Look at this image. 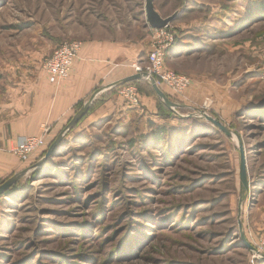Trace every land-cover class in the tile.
I'll return each mask as SVG.
<instances>
[{
  "label": "rangeland",
  "instance_id": "obj_1",
  "mask_svg": "<svg viewBox=\"0 0 264 264\" xmlns=\"http://www.w3.org/2000/svg\"><path fill=\"white\" fill-rule=\"evenodd\" d=\"M154 5L179 11L164 68L190 86L163 88L176 105L163 117L146 81L136 87L151 101L86 115L41 166L25 165L0 196V264H264V0ZM112 33L151 50L145 0H0L3 58ZM157 125L171 128L163 146L150 141Z\"/></svg>",
  "mask_w": 264,
  "mask_h": 264
},
{
  "label": "crops",
  "instance_id": "obj_2",
  "mask_svg": "<svg viewBox=\"0 0 264 264\" xmlns=\"http://www.w3.org/2000/svg\"><path fill=\"white\" fill-rule=\"evenodd\" d=\"M120 35L112 33L83 42L69 78L59 85L51 84L43 69L44 59L53 52L50 46L17 58L0 57V182L25 169V163L7 152L17 139L41 136L48 129L46 141H52L82 103L85 105L99 91L95 102L113 91L110 85L134 75L132 66L144 61L142 55L149 54L150 41L138 44ZM118 92L89 116L117 114L119 104H127ZM141 98L151 101L147 96Z\"/></svg>",
  "mask_w": 264,
  "mask_h": 264
},
{
  "label": "built area",
  "instance_id": "obj_3",
  "mask_svg": "<svg viewBox=\"0 0 264 264\" xmlns=\"http://www.w3.org/2000/svg\"><path fill=\"white\" fill-rule=\"evenodd\" d=\"M169 27L170 25L161 30H155L156 34L152 39L147 61L134 63L132 68L135 74H142L146 80L153 77L161 89L169 88L174 93L183 94L191 84L190 78L164 68L166 53L175 38ZM82 48L83 43L80 41L65 42L44 60L43 69L51 84L59 85L69 78ZM119 93L128 105L132 107L140 105L141 99L135 85L122 86ZM47 134L48 129H45L41 136L19 138L7 149V152L19 158L21 162L27 163L45 148Z\"/></svg>",
  "mask_w": 264,
  "mask_h": 264
},
{
  "label": "water",
  "instance_id": "obj_4",
  "mask_svg": "<svg viewBox=\"0 0 264 264\" xmlns=\"http://www.w3.org/2000/svg\"><path fill=\"white\" fill-rule=\"evenodd\" d=\"M145 15L147 24L151 29L154 30H161L167 26H169L179 15V11H177L174 15L168 18H163L156 10L154 5V0H145ZM139 81H148L152 88L154 89L157 97L167 106L170 108L175 107L176 105L170 101L166 93L157 86L156 80L153 77H150V79L146 80L145 76L142 74H134L130 77H127L121 81H118L112 85H110L108 88H115L124 86L127 84H131L133 82H139ZM99 91L95 93L90 100L82 107V109L73 117L69 125L66 127L65 131L62 133V135L65 132H69L72 130L89 112L90 107L94 100L96 99ZM206 119L212 123L215 127H217L220 131H222L224 134H226L228 137H232V133L229 129H227L224 125H222L221 122L218 120H215L211 117H206ZM62 135H60L56 141L49 147L45 157L38 163L36 166H41L46 160H48L49 157L52 156V154L56 151L58 146L60 145L62 141ZM240 177H241V183L243 187H247L248 185V178H247V163H246V154L244 151V148L242 144H240ZM26 171H22L12 178L8 179L4 183L0 185V196H3L7 191H9L15 184H17L25 175ZM245 241V239H244ZM248 244V243H247ZM250 249H253L252 246L248 245Z\"/></svg>",
  "mask_w": 264,
  "mask_h": 264
},
{
  "label": "trees",
  "instance_id": "obj_5",
  "mask_svg": "<svg viewBox=\"0 0 264 264\" xmlns=\"http://www.w3.org/2000/svg\"><path fill=\"white\" fill-rule=\"evenodd\" d=\"M262 6H264V5H262ZM262 6H258L257 7V10H258V12H263L264 13V7H262ZM170 52V49L167 51V53H169ZM146 81H139V82H133V83H131V84H133V85H135V86H137L138 88L140 87V89H141V87H142V84L143 83H145ZM152 87V86H151ZM116 88H118V87H116ZM116 88H114L113 89V91L112 92H110L109 94H107V95H104L102 98H99L98 100H96L93 104H92V106L90 107V110H89V113L87 114V116H89L90 114H92L95 110H97L100 106H102L103 104H104V102L106 101V99H108V97H110L111 96V94L112 93H115L116 91H117V89ZM139 89V90H140ZM153 89V88H152ZM162 90H163V88H162ZM153 91H154V89H153ZM142 93H140V91H139V95H140V99H141V95H150V94H152L149 90H146V91H144V90H142L141 91ZM154 93H155V91H154ZM156 94V93H155ZM141 105V104H140ZM84 106V104L82 103L81 105H80V107H79V109H78V111H77V113L82 109V107ZM157 109H158V112H160L159 114L161 115V116H165V117H168V116H170V115H168L169 113V111L170 110H168L167 109V107H166V105L163 103V102H161V101H159V105L157 106ZM76 113V114H77ZM86 116V117H87ZM86 117H84V119L86 118ZM73 119V118H72ZM71 119V120H72ZM83 119V120H84ZM71 120L69 121V123L71 122ZM82 122V121H81ZM80 122V123H81ZM69 123L67 124V126L69 125ZM80 123L78 124V125H80ZM77 125V126H78ZM66 126V127H67ZM165 126H167V125H157L154 129H152L151 130V139H150V141L154 144V145H157V146H163L164 144H167L168 143V140L166 141L165 139H167V137H169V135H170V131L171 130H169V129H171L170 127H165ZM66 127L64 128V130H63V132L65 131V129H66ZM76 128V127H75ZM75 128H73V129H75ZM72 129V130H73ZM72 130H70L69 132H71ZM62 132V133H63ZM61 133V134H62ZM60 134V135H61ZM171 136V135H170ZM58 137H59V135H58ZM58 137H56L55 139H53L52 141H49V142H47L46 141V146H45V148L44 149H42L39 153H37V154H35L31 159H30V161L29 162H27V163H25L26 165H33L34 163H36V161L38 160H40V159H42V158H44L45 157V155H46V153H47V151H48V149H49V147L56 141V139L58 138ZM165 140V141H164ZM59 147V146H58ZM58 149V148H57ZM14 175H12L11 177H9L8 179H10V178H12ZM8 179H6L5 181H7ZM5 181H3V182H0V185L2 184V183H4ZM18 184H19V182L17 183V184H15L9 191H7L3 196H1V198L2 197H5L6 195H8L9 193H11L12 192V190H15V188L16 187H18Z\"/></svg>",
  "mask_w": 264,
  "mask_h": 264
}]
</instances>
